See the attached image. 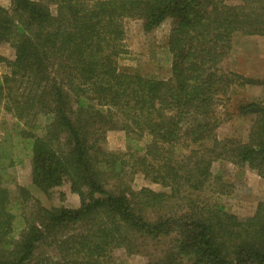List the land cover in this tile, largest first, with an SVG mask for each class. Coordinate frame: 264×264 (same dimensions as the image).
<instances>
[{
	"label": "trees",
	"instance_id": "obj_1",
	"mask_svg": "<svg viewBox=\"0 0 264 264\" xmlns=\"http://www.w3.org/2000/svg\"><path fill=\"white\" fill-rule=\"evenodd\" d=\"M229 1L0 6V47L11 52L0 55V111L15 121L0 137V264H124L118 250L144 264H264V202L246 218L228 213L220 197L231 185L212 172L225 163L264 178V102L235 107L250 119L245 142L216 136L230 88L264 86L223 67L236 34L264 38V0ZM126 19L145 34L173 21L168 78L119 69ZM111 130L124 132L125 153L103 147ZM23 158L34 189L67 183L79 207L35 200L27 213L29 192L13 178ZM135 175L162 190H134Z\"/></svg>",
	"mask_w": 264,
	"mask_h": 264
},
{
	"label": "rangeland",
	"instance_id": "obj_2",
	"mask_svg": "<svg viewBox=\"0 0 264 264\" xmlns=\"http://www.w3.org/2000/svg\"><path fill=\"white\" fill-rule=\"evenodd\" d=\"M44 1V0H41ZM230 4H238V0H230ZM0 6L9 8L10 0H0ZM52 14L55 8L50 6ZM125 38L123 41L126 54L117 60L119 69L125 72H136L140 75L153 78H168L170 76L171 56L167 50L166 41L173 21L168 19L158 28L145 34L142 22L136 19H126L123 22ZM10 49L7 45L0 47V55L10 57ZM225 70H232L246 78L264 79V38L260 36H246L236 34L233 37L232 48L223 61ZM7 73L3 64H0V76ZM228 99L223 97L222 105L216 109L218 119L222 120L216 129V136L222 140L224 138H235L243 142L247 140V133L250 126L249 118H240L235 115V107L239 103L252 101L264 102V86L246 85L242 87H231L228 91ZM234 114L226 118L227 114ZM14 120L10 115L0 111V137L3 136L5 128L12 127ZM103 147L113 153H125V134L121 130L107 131ZM223 174L225 181L231 187L228 195L220 197V203L226 211L239 218H246L252 215L257 203L264 202V178L258 176L255 171L236 169L225 163H215L212 172ZM13 178L16 187L27 189L30 200L25 203L27 213L34 208V201H38L44 208L65 207L76 209L80 205L79 197L70 192L67 183L54 188L48 194H43L31 185L30 181V160L23 158L21 165L13 170ZM134 190L141 187H149L155 191L162 188L159 185L151 184L142 179L140 175L132 177L128 183ZM15 185L11 186L13 194H17ZM28 199V198H27ZM115 260L124 264H144L145 259L140 255L126 256L123 251L114 253Z\"/></svg>",
	"mask_w": 264,
	"mask_h": 264
}]
</instances>
